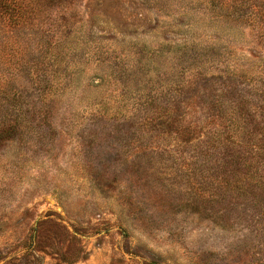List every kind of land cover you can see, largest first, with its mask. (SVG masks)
<instances>
[{
    "label": "rangeland",
    "instance_id": "rangeland-1",
    "mask_svg": "<svg viewBox=\"0 0 264 264\" xmlns=\"http://www.w3.org/2000/svg\"><path fill=\"white\" fill-rule=\"evenodd\" d=\"M48 4L0 52V264H264V153L218 118L264 147V0Z\"/></svg>",
    "mask_w": 264,
    "mask_h": 264
},
{
    "label": "trees",
    "instance_id": "trees-1",
    "mask_svg": "<svg viewBox=\"0 0 264 264\" xmlns=\"http://www.w3.org/2000/svg\"><path fill=\"white\" fill-rule=\"evenodd\" d=\"M50 1L51 0H0V45H6L0 48L1 53L7 52L8 43L12 42L13 47H17L20 43H24V38L27 40L31 39L34 33L38 36L39 31L47 27V23L43 21V19L51 15L50 11L52 12L53 8L48 4ZM35 30L37 31L35 32ZM15 31H17V33ZM261 35H264V33H261ZM14 51L16 52V48ZM251 67L254 68L255 65L252 64ZM254 83L253 95L258 98V107L262 111V109L264 110V67L259 71ZM255 111H257V109H255ZM218 118L229 128V136L228 134L226 135L227 137L223 136L227 132L226 129L222 133L225 139H232L231 142L236 146L241 143L244 144L247 148L246 152L249 154H251L252 148L253 150L255 149V151L262 150L264 153V147H261L259 143L255 142L257 135L256 133H252L249 127L245 125L244 113L237 105L233 106L229 111L227 110L224 115ZM241 134L249 136V141L251 143L245 140V138L240 139L239 136ZM230 135L233 137H230ZM241 151L243 152V150Z\"/></svg>",
    "mask_w": 264,
    "mask_h": 264
}]
</instances>
